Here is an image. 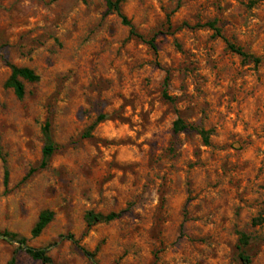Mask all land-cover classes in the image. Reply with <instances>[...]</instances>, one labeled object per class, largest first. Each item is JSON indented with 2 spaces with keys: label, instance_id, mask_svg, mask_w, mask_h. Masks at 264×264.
<instances>
[{
  "label": "rangeland",
  "instance_id": "374dc122",
  "mask_svg": "<svg viewBox=\"0 0 264 264\" xmlns=\"http://www.w3.org/2000/svg\"><path fill=\"white\" fill-rule=\"evenodd\" d=\"M121 9L140 37L103 0H0V232L51 264H264V0ZM0 264L45 263L0 236Z\"/></svg>",
  "mask_w": 264,
  "mask_h": 264
},
{
  "label": "trees",
  "instance_id": "16d2710c",
  "mask_svg": "<svg viewBox=\"0 0 264 264\" xmlns=\"http://www.w3.org/2000/svg\"><path fill=\"white\" fill-rule=\"evenodd\" d=\"M106 3V7L108 9V12H114L116 13L124 26H127L130 28V34L132 36L140 37L134 30L131 22L127 19V17L123 14L121 9V0H103ZM203 27H209L212 30H216L215 24L210 23ZM150 45L152 48L155 49V44L153 41L150 42ZM231 51L237 53L238 55L242 57H246V54L242 52L241 49L235 48L234 46H230ZM40 80L39 76L31 69L29 68H19L15 66H11V76L7 82V87L12 89L16 95V97L19 100H22L25 97L26 91H25V85L24 82L28 83H36ZM167 97V96H166ZM188 129H192V127L187 126L183 123L182 120H178L174 124V131L176 133H180L182 131H186ZM203 135H205L204 132H201ZM54 152V148L51 144H48V146L44 150V159L41 164V168H45L47 166V162L49 161L50 157L52 156ZM9 182V174L6 171L5 172V178H4V184L7 187ZM118 218V215L111 214L109 216H102V215H95L93 213H89L87 215V221L90 226L98 224V223H109L114 221ZM54 214L49 211L42 212L38 222L36 223L35 227L33 228L31 235L33 238L39 237L43 231L48 227V225L53 221ZM0 236L8 240L9 242H13L15 244H18V247L20 250L25 251L32 259L36 261H40L45 264H51V258L48 256L47 252L42 249H34L28 246L27 239L20 237L17 234L10 233V232H0ZM241 243L245 247L247 245V236L242 235ZM90 257H93V255L89 254ZM241 259L244 262V264H250V258L246 256L245 254H241Z\"/></svg>",
  "mask_w": 264,
  "mask_h": 264
}]
</instances>
